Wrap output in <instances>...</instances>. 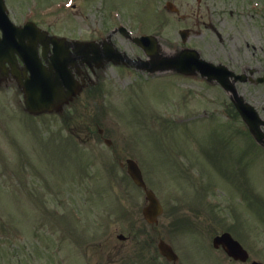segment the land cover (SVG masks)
Instances as JSON below:
<instances>
[{"label":"rangeland","instance_id":"obj_1","mask_svg":"<svg viewBox=\"0 0 264 264\" xmlns=\"http://www.w3.org/2000/svg\"><path fill=\"white\" fill-rule=\"evenodd\" d=\"M167 1L187 18L165 9ZM249 1L202 0L199 6L196 0L5 3L16 24L32 18L52 33L91 40L104 38L121 23L158 36L164 55L194 47L219 60L215 51L220 43L194 25L195 17L208 23L211 16L217 26L215 17L224 10L228 26L239 21L248 34L249 21L263 38L264 20L240 15ZM184 28L192 33L182 43L178 30ZM230 31L235 33L234 28L225 32ZM113 38L130 56L138 53L125 39ZM103 78L66 109L63 120L27 115L16 87H0V264H166L153 259L155 247L144 257L137 254L144 242L152 246L145 233H153L141 219L143 193L123 178L124 170L111 160L115 156H135L140 163L164 210L157 233L172 245L178 264L229 263L211 247L212 238L222 232L238 240L251 253L250 260L264 262V154L250 143L243 145L246 137L234 133V120L202 116L203 110L223 109L220 89L169 73L145 80L139 73L108 68ZM90 123H98L115 149L98 138L87 144L75 140L79 133L88 140ZM220 144L231 164L227 175L215 163ZM177 163L189 177L180 175ZM118 234L129 242L120 244Z\"/></svg>","mask_w":264,"mask_h":264},{"label":"water","instance_id":"obj_2","mask_svg":"<svg viewBox=\"0 0 264 264\" xmlns=\"http://www.w3.org/2000/svg\"><path fill=\"white\" fill-rule=\"evenodd\" d=\"M32 26V24H29L23 28L15 27L6 16L3 0H0V71H3L4 64L8 63L14 72V54L17 53L22 58L25 64V70H28L31 75L28 79H25L23 83H20L19 87H21L24 93L26 110L30 113L37 114L50 110L56 103L62 104L64 99L70 98L75 93H78L79 85L71 83L69 74L68 76L65 74L67 72L58 73V69L64 68V70L66 69L65 71H67V64L71 63V61H66L65 64L60 63L61 61L58 63L56 62L51 66V70H53L54 73L51 71V75H49L46 74L40 66L34 64L30 60V50H32V46L25 44L24 41L31 40L28 35L35 32ZM135 42L142 46L146 55L151 58L150 61L142 62V66L148 72L164 71L172 68L180 69L182 72H186L185 69H196L210 79H217L222 84L223 88L231 94L232 101L254 138L257 142L264 144V136L259 130V126L262 124L261 121L252 108L246 105L242 99L237 96L233 86L225 82L224 73L219 70V68H214L210 66V64L198 60L196 55H192L190 51H184L182 54H187L188 56L182 59L170 57L160 58L158 54V45L151 37L136 39ZM61 48L64 47L61 46ZM95 49L96 48H93L91 44H84L81 52H79L77 56L82 62L89 65L91 61L95 62L100 58L98 55L97 57L91 56V58H89V55ZM108 55L109 48H104L101 58L108 59ZM183 68L185 69L183 70ZM58 76H60L59 79ZM127 163L129 176L136 185L142 187L145 191V199L148 205L143 209L144 217L149 222H153L155 217L161 212L160 206L153 194L145 189V185L136 165L132 161H127ZM219 244L225 247L227 253L234 258H239L241 255L244 256L241 247L234 242L229 235L225 234L215 238L213 242L214 247H218ZM159 249L161 254L168 260L175 261L177 259L168 246L161 243Z\"/></svg>","mask_w":264,"mask_h":264},{"label":"flooded vegetation","instance_id":"obj_3","mask_svg":"<svg viewBox=\"0 0 264 264\" xmlns=\"http://www.w3.org/2000/svg\"><path fill=\"white\" fill-rule=\"evenodd\" d=\"M201 3L202 0L199 1L198 6L201 5ZM251 16H249L251 17L248 18L249 20L256 18V15L254 14ZM208 17V23L206 24L199 18V16H196L194 19V25L198 29L203 27L205 35L214 34L221 47L219 48V52L215 51L219 60H216L214 56H204L209 61L224 65L230 71H233L235 75L241 76L235 84L238 92L244 96L247 102L255 106L258 112L263 114L264 100L262 97L264 96V82L260 83V81L264 78V37H258L254 27L249 26V21H246V24L247 27L251 29H248V34H246L243 32L244 29L239 21H237V25L235 26H228L225 15L217 16L215 17L217 18V26L220 24V26L217 27L211 23L214 18L211 16ZM214 28H216L218 32H216ZM233 28L235 33L233 31L225 32ZM222 32H225V34ZM191 33L192 30H190L189 36H191ZM255 43H259V47L258 45L256 46ZM44 45L46 49L45 57H40V55L39 57L41 63L46 66L47 64L52 63L54 44L52 42H44ZM34 46L40 53L42 51L43 42L36 38ZM215 46L216 45L214 44V47ZM69 51L71 52V50ZM18 61L20 64L19 59ZM85 72L87 71L81 67H79L78 71L72 70L73 78L78 81H83L85 79L87 81L88 73L86 74ZM92 75L96 76V72H92ZM76 101L77 99L70 103L69 106L75 104ZM230 112V114H236L232 109ZM62 114H66V112L63 111ZM242 264L249 263L247 262Z\"/></svg>","mask_w":264,"mask_h":264}]
</instances>
